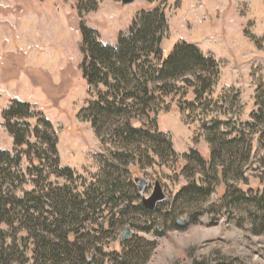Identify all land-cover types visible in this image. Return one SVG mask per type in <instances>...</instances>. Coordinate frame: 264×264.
Instances as JSON below:
<instances>
[{"label":"rangeland","instance_id":"374dc122","mask_svg":"<svg viewBox=\"0 0 264 264\" xmlns=\"http://www.w3.org/2000/svg\"><path fill=\"white\" fill-rule=\"evenodd\" d=\"M82 2L86 8L94 4L91 0ZM78 3L79 0H0V52L4 53L0 57V75L28 79L21 81L25 100L15 98L33 107L25 122L31 128L39 125L40 130L47 128L43 117L51 122L58 140L60 168H70L74 173L73 182L68 180L67 172L59 175L52 165L54 159L50 152L51 160L39 157L38 152L47 153L49 145L41 144L32 136L27 140L31 144V156L21 162L26 180L23 188L31 190L33 186L43 185L48 192L50 186L72 184L82 192L84 181L75 178L85 177L86 184L95 181L103 164L111 163L110 158L115 160V166L119 162L111 157L112 152L127 151L130 155L120 170L128 180L132 179L141 196L133 206H143L135 177L147 182L146 197L151 195L158 181L167 199L149 215L137 213L134 225L124 221L110 228L109 222H105L104 233L96 234L103 240L94 264H112L110 257L101 253L123 252L126 240L120 237L127 227L131 228L132 237L153 243L146 264H189L194 257L216 254L247 264H264V233L254 229L250 214L252 201L245 199L261 195L264 190V139L260 132L245 128L251 140V156L240 179L232 177V172L227 181L219 173L218 180L208 169L198 167L197 156L192 153L196 152L205 162L211 160L206 132L213 120H231L232 128L238 129L251 120L259 106L264 108V0H135L127 5H123L122 0H95L96 8L88 11L79 10ZM157 6L165 10L168 20V30L162 41L163 56H167L177 42H194L220 61V74L204 100L189 105V100L195 99L192 89L189 88L185 95L180 90L163 96L150 119L145 116L131 119L133 123L141 121L140 128L148 134L139 141L134 139L129 145L123 143L114 129L119 123L109 122L108 135L102 138L107 142L104 145L91 120L86 121L79 115L86 100H91L79 66L82 59L80 24L94 29L101 43L114 46L119 34L128 31L140 10ZM15 17L29 19L32 37L18 35L13 22ZM54 26L63 34L50 39L49 44L42 43L41 37L47 38ZM20 37L27 48L20 49L18 56L9 55L7 46L12 41L17 44ZM57 54L61 58L60 65ZM38 56L45 57L44 62L56 60L55 65L38 66L40 64L35 63ZM177 85L182 87L184 82L178 81ZM102 90V86L96 87L93 98L96 99L97 92ZM160 94L161 91L156 93ZM9 95L7 92L0 96V149L12 151L13 137L2 118V110L14 100H9ZM222 128L226 130L224 125ZM161 133L164 136L158 144L156 136ZM168 141L176 155L168 148ZM34 160L43 163L35 167ZM195 183L211 188L212 193L203 200L185 204L175 199L184 186ZM188 217V224L179 225V219L186 222ZM33 242L34 239L29 242L27 264L33 263Z\"/></svg>","mask_w":264,"mask_h":264},{"label":"trees","instance_id":"16d2710c","mask_svg":"<svg viewBox=\"0 0 264 264\" xmlns=\"http://www.w3.org/2000/svg\"><path fill=\"white\" fill-rule=\"evenodd\" d=\"M91 1L94 4L86 8L82 0H79L78 9L94 10L97 4L95 0ZM167 21L165 10L161 6L140 10L128 31L119 34L114 46L101 43L94 29L84 23L80 24L79 48L82 59L79 66L87 81L91 100H86L79 115L86 121L91 120L102 144L107 143L102 138L108 135L109 122L119 123L114 128L116 134L123 143L129 145L134 139L139 141L148 135L140 128L141 121L133 123L131 119L139 120L144 116L150 119L163 96L179 93L180 90L185 95L191 88L195 99L188 103L192 105L197 100H204L212 91L220 74V61L212 53H206L197 44L186 40L177 42L164 57L162 41L168 30ZM178 81H183L184 86L178 88ZM98 86H102L104 90L97 92V98L94 99L93 92ZM160 91L161 94L156 95ZM32 108L28 102L14 99L2 110L4 126L13 137V148L12 151L0 149V264H27L29 242L33 239L32 264H88L89 258L93 259L94 264L97 249L103 240L96 234L104 233L105 222H109L110 228L116 222L119 225L127 221L134 225L138 214H150L140 204L133 206V202L141 196L138 195L132 179L128 180L120 170L130 154L126 148V152H112L111 157L119 162L115 166V160L108 158L111 163L103 164L101 174L93 182L86 184L87 179L83 176L75 178L83 179L85 188L82 192L74 189L72 184L50 186L48 192H45L43 185L25 190L23 184L26 180L21 162L23 158L31 156V144L27 140L32 136L41 144L49 145L47 153L38 152L39 157L51 160L48 154L50 152L54 159L52 165L59 175H66L67 172L68 180L72 182L74 175L70 168H60L58 140L51 122L45 117L42 118L47 127L44 130H40L39 125L31 128L25 122L33 112ZM223 125L226 130L222 128ZM232 125L231 120H213L207 127L206 133L211 145L209 162L192 152L197 156L201 170L208 169L217 178L220 173L226 181L232 172L234 178L243 177L250 160L251 140L247 137L245 128L260 132L261 139H264V108L259 106L251 120L243 123L240 128L234 129ZM163 136L162 133L156 136L159 138L156 140L158 144L162 143ZM168 148L176 155L169 141ZM41 162L43 163L34 160L35 167ZM212 191L211 188L198 186L196 183L189 184L179 191L175 199L183 204L197 202L207 198ZM239 194L245 198L242 192ZM245 199L252 201L249 204L252 205L250 214L254 229L258 233H264V190L261 195H252ZM237 201H240L239 198ZM106 212L108 214L105 217ZM104 219L106 220L103 222ZM152 246L153 243L131 236L124 242L122 253L101 254L110 257L112 264H146ZM189 264L247 263L216 254L194 257Z\"/></svg>","mask_w":264,"mask_h":264},{"label":"crops","instance_id":"0c3cea01","mask_svg":"<svg viewBox=\"0 0 264 264\" xmlns=\"http://www.w3.org/2000/svg\"><path fill=\"white\" fill-rule=\"evenodd\" d=\"M14 25L16 27V29L18 30V35L19 36H26L27 38H30L33 36V33L30 31V22L28 18H14L13 19ZM63 33L56 27L54 26L53 31H51V33L49 34V36L47 38L45 37H41V41L44 44H49V40L55 37H59L61 36ZM190 42V41H189ZM194 43V42H192ZM198 45V44H197ZM199 46V45H198ZM200 47V46H199ZM27 48V44L23 41V39L20 37V40L18 41L17 44H15L13 41L7 46V53H9V55H15L18 56L20 49H25ZM201 48V47H200ZM171 50L168 48V51ZM4 53L0 52V57L3 55ZM42 53H40L41 55ZM45 57H41L38 56L37 59L35 60V63H39L40 65L38 66H42V67H52L55 65L56 60L53 62V60H49L47 59V62H44L43 59ZM57 58H59V62L57 63L58 65H60L61 63V58L59 56V54H57ZM36 73H38L37 68H36ZM0 96H2V94H7V92L10 93L9 95V100L10 99H24L25 96V91L23 90V87L21 85V81H28V79L26 77H23L22 80L19 79V77H5L4 73H2L0 75ZM2 93V94H1ZM39 95H36V97H38Z\"/></svg>","mask_w":264,"mask_h":264},{"label":"water","instance_id":"95a60500","mask_svg":"<svg viewBox=\"0 0 264 264\" xmlns=\"http://www.w3.org/2000/svg\"><path fill=\"white\" fill-rule=\"evenodd\" d=\"M135 0H122L123 5L131 4ZM135 182L138 185V188L140 190V193L142 194V201H143V206L146 210L149 212H153L157 209L159 204L163 203L167 199V195L165 194L161 184L157 181L155 183L153 192L151 193L150 196L146 197L144 195L145 187L147 185V182L140 177H135ZM190 222V217L187 218L186 222H182L180 219L178 220L179 225H185ZM132 236V231L130 227H127L121 235L122 240H128ZM88 264H93V259L89 258L88 259Z\"/></svg>","mask_w":264,"mask_h":264}]
</instances>
